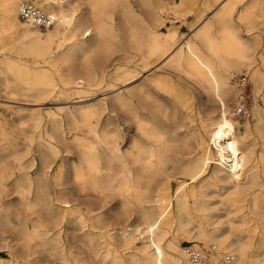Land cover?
<instances>
[{
    "label": "bare ground",
    "instance_id": "1",
    "mask_svg": "<svg viewBox=\"0 0 264 264\" xmlns=\"http://www.w3.org/2000/svg\"><path fill=\"white\" fill-rule=\"evenodd\" d=\"M17 1H0L5 29L16 26L19 33L12 47L16 56L0 55L4 81L34 101L47 96L72 100L58 111H47V128L38 133L35 151L29 145L24 163L15 154L21 167L36 166L32 173L20 172L13 181L15 197L24 211L12 209L14 215L9 216V204L0 196V246L7 248V257L0 256V264H89L72 241L77 232L79 243L98 264H116L119 251L131 242L132 232L128 230L125 236L127 229L122 230L118 243L117 234L100 230L102 241L95 243L89 227L101 226V213L88 216L99 205L90 202V197L111 193L120 197L125 214H131L132 206L139 210L142 222L136 230L142 243L139 253L133 255L135 264H190L178 231L187 233L184 236L189 242L225 247L232 254L226 264H260L258 252L264 250L261 222L252 218L247 227L237 226L235 219L225 222L219 207L211 206L208 189L217 183L228 184L232 192L241 194L219 199L225 215L239 211L244 204L249 212L263 217L264 191L254 188L259 173L247 140L250 123L238 121L230 112L242 86L238 90L229 81L232 68L251 60L254 49L253 37L243 36L234 24V11L240 5L236 17L248 31L254 15L250 13L258 12L264 32L263 2H202L192 34L176 42L172 31L168 44L160 27L177 0H87L86 8L78 0L30 1L52 17V25L46 27L20 20V5L29 0L19 5ZM21 54L30 56L32 64ZM162 59L208 93L216 102V117L210 112L195 117L183 101L172 100L171 105L163 106L152 96L155 88L144 82L116 91L109 106L87 101L102 84L110 90L115 81L132 83ZM251 76L258 80L262 73L253 69ZM251 116L261 120L258 106ZM64 119L84 126L89 134L72 136L77 156L70 175L63 169L64 158L54 164L61 152L58 142L61 146L63 138L58 130ZM131 125L133 132L121 145ZM34 126H39V120ZM262 127L264 135V124ZM10 175L0 161V195L6 192ZM91 217L96 224L87 223ZM189 223L196 233L187 230ZM193 245L187 246L198 247ZM221 253L217 250L211 257L217 259Z\"/></svg>",
    "mask_w": 264,
    "mask_h": 264
},
{
    "label": "rangeland",
    "instance_id": "2",
    "mask_svg": "<svg viewBox=\"0 0 264 264\" xmlns=\"http://www.w3.org/2000/svg\"><path fill=\"white\" fill-rule=\"evenodd\" d=\"M21 1L23 0H18L17 4L19 5ZM29 1H33V0H29ZM211 1L212 0H181V1L177 0L176 4L178 5L175 6L172 10H169V12L166 15L167 17L165 18L162 26L160 27V31L162 32L163 37L166 36L168 40V44L172 41L169 36V34L172 33V31L175 32L176 40L178 39L176 42H179L184 37L190 36L193 31L192 27H194L195 24L194 21L195 15L197 13V10L201 6V3L202 2L209 3ZM261 1L264 4V0ZM78 2L81 3L80 4L81 7L84 8L87 7V2H88L87 0H78ZM34 4L38 6L42 12H44V10L38 4L36 3ZM237 10H240V5H238V7L234 11V24L238 26L239 32L243 36L253 37L254 49L251 60H249L246 64H241L239 66L233 67L231 73L229 74V81L231 84L235 86V88L240 90L241 87L240 84L245 86V90L247 93V101H248L247 106L245 108L246 110L243 113H240L239 115L234 114L233 107L235 105V100L232 101L230 112L232 113V117L237 119L238 121L241 122L248 121L250 123V129L247 136V140L248 143L251 144V148L254 154V163L256 166V170L259 173L257 174V177L254 179L256 183V186L254 188H256V190L261 189L264 191V135L262 131L263 130L262 124H264V32L262 31L263 26H261L259 22L260 18L258 12L250 13L254 15H252L253 17L250 18V25L252 29L248 31L243 26V23L239 21V19H237L236 17ZM1 16H2V11L0 7V55L6 53V55L16 56V53L15 51H13L12 47L14 46V44L18 39L19 33H17L16 26L5 29V23L1 20ZM19 18L20 20L24 21V19H22L20 16ZM173 47L174 46H171L169 50H172ZM21 57L26 61H28L30 64H32L33 60L30 56L21 54ZM163 61L164 59L154 63V65L149 70L142 72L141 75L137 77V79H135L132 83L122 85L117 81H115L114 82L116 83L115 88H112L110 90L106 89L105 86L102 84L99 88H97L96 92H94L93 95L87 99V101L100 103V107H103V105L109 106L110 103L112 102L110 100L112 99V96L116 91L120 89L124 90L125 87H129L133 84L144 82L143 83L144 85L147 84L146 86H152L153 88H155V91L153 92L152 96L157 98L159 100L158 101L159 104H162L163 106L171 105L173 103L172 100L175 102L183 101L186 104H188V106L191 108V112H193L195 117H201V116L205 117L206 115H209V112L212 117H216L217 105L216 102L212 101V99L209 97L208 93L204 91V89H202L198 83H196L191 78L186 76L183 72L173 69L168 63H164ZM253 69L260 71L262 73V78L260 77V79L255 80L253 76H251V71ZM170 71L173 72L171 73ZM249 71H250V75H249ZM244 75H246L245 80H241V77ZM14 89H16L15 86H13L11 83H6L4 81V76L0 72V161L2 162V165L5 167V171H7L8 173L11 172V175L7 178V181L8 182L10 181L8 183L7 190L3 194L1 193L0 196L2 200L3 198L4 200H6L5 201L6 205L9 204L6 208V211L8 215L11 217H13L12 215H14V211L18 209L24 211L23 207L17 202V198L15 197L16 193L13 187L14 178L19 177L20 172L22 171H29V173H32L36 166L34 165L29 169H27L26 167H21L18 163V160L15 159V154L20 156L21 158L19 159V161L24 163L26 159L29 157V153H28L29 145L31 146L32 152L35 151L34 147L38 139V133L40 131H43V129L47 128L48 125L47 121L49 119V113L47 111L50 110L58 111L60 107H64L67 104H70L72 100L71 98L65 99L63 97H58V96H54V97L47 96L41 100L34 101L30 96L22 94L17 90L15 91ZM72 96L75 95H71V97ZM255 105L258 106L260 113L259 117L261 118V120H255L251 116V113L256 111ZM61 113L62 111L60 112V114ZM102 116L103 114H101V118ZM36 120H39L38 127L34 126V122ZM78 127L76 124L64 119V122H62L58 130L59 137L63 138V140L61 141V146L60 143L58 142L59 151L61 152H59L58 156L56 157L57 161L54 162V164L62 162L63 161L62 159L64 158L65 160H64L63 169L66 170L69 175L72 171L71 169H72L73 161L76 159L77 156L76 147L72 140V136L74 135V133L75 134L83 133L82 135H89L84 126H78ZM131 128L132 129L130 131H127L126 137L124 138L122 142L123 144L121 145L126 144L129 137L131 136L130 133L133 132L132 125ZM241 128L242 127H239L240 131H242ZM44 138L45 137H42V140H44ZM241 143H243V140L241 141ZM32 155H34L36 157V160L38 161L37 153L34 152L32 153ZM70 155L71 156L73 155L72 156L73 158L72 157L70 158ZM175 184H176L175 180L172 181L171 188H173ZM217 184L218 185H216L215 187H211L208 189V199L211 202L210 204H213L211 206L219 207L220 210L219 214L222 215L221 216L222 220H225L226 222L228 218L235 219L238 223L237 226L247 227L251 219L254 218L255 220L259 221V223L261 222L262 226L264 227L263 224L264 219H261L264 218V214L263 217H260V215L255 216L252 212H249L246 209V206L244 204L240 207L239 211L236 212L232 211L229 212L228 215H225L226 213L224 209L225 207L224 205H221L220 200L226 197L240 196L241 194L238 192L235 193L232 192L231 187L228 184H224V186L221 183H217ZM8 201L11 203H8ZM91 201L95 203L96 206L97 204L101 206L98 205L97 209L95 210L96 212H91L89 213L90 215L88 214V216H93V214L100 212L101 213L100 216L102 218V224L100 227H92V226L89 227L91 237L93 238L94 242L99 243L100 241H102V238L99 237L98 235L100 230L105 231L109 229V232L111 234L112 233L117 234L116 238L118 243L123 238V236L120 235L119 233L122 230L127 229L125 230L126 232L125 236H128L127 232L128 230H130L132 232L131 242H129L125 250L124 249L120 250L121 246L119 247L120 250L119 253H121L120 260L122 261L121 263L119 262L120 260L116 261L117 262L116 264H135L136 261H134L133 255L139 253L142 243V238L140 237L138 230H136V225L138 224L141 225L142 222L138 208L136 206H132L131 207L132 209L130 211L131 214L130 215L125 214L120 206V197L113 193L103 196L102 195L95 197L91 196L90 202ZM243 202H245V200L240 202V204H242ZM212 219L216 220L217 216L216 215L213 216ZM87 223L89 225L96 224L92 217L91 219L90 218L87 219ZM225 224L226 223H222V225ZM192 225H193L192 223H189L186 227L187 230L190 232V234L196 233V227ZM211 227H212L211 225H208V229H211ZM173 229L175 231V227H173ZM177 234L181 246L193 245L196 243L198 247L206 248L208 245L213 244L212 242L206 243L202 241L189 242V240L191 239L185 238L184 236L187 233L178 231ZM79 238H80V233L77 232L76 236L72 239V241H74L77 244L76 246L77 249L79 248L80 251H83L81 252V257L84 260H86L87 263L89 264H98V261L93 256V254L90 251H87L88 249H86L85 246L79 243ZM216 247L218 248L220 253L228 252L225 247L217 246V245ZM249 250L251 249L249 248ZM6 253H7V248L5 246H0V256L5 258L7 257ZM263 253L264 250L259 249L258 258L260 259V264H264ZM47 260L50 261V259Z\"/></svg>",
    "mask_w": 264,
    "mask_h": 264
},
{
    "label": "built area",
    "instance_id": "3",
    "mask_svg": "<svg viewBox=\"0 0 264 264\" xmlns=\"http://www.w3.org/2000/svg\"><path fill=\"white\" fill-rule=\"evenodd\" d=\"M20 16L23 19L30 20L40 27L50 26L53 23V19L50 15L42 12L38 6L30 1H24L21 3ZM245 78L246 75L242 76L241 80H245ZM241 86L242 91L233 107V112L235 115L243 113L247 106V93L245 86ZM182 250L190 264H226L232 258V254L223 252L217 259H213L211 256L218 250L213 244L209 245L207 248H198L184 245Z\"/></svg>",
    "mask_w": 264,
    "mask_h": 264
}]
</instances>
